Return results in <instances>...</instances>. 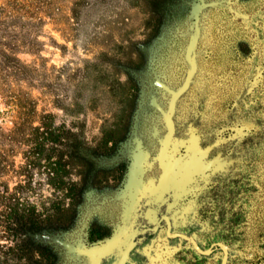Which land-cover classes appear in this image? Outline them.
Wrapping results in <instances>:
<instances>
[{
	"label": "rangeland",
	"instance_id": "obj_1",
	"mask_svg": "<svg viewBox=\"0 0 264 264\" xmlns=\"http://www.w3.org/2000/svg\"><path fill=\"white\" fill-rule=\"evenodd\" d=\"M195 3L201 5L196 22ZM69 5L65 0L63 13L46 19L40 52L18 53L35 67L22 80L23 89L39 111L52 113L55 123L72 131L73 142L76 138L92 163L82 160L72 172L73 179L87 185L73 223L34 236L55 252L53 264H84L64 243L84 244L90 227L114 226L124 165L131 157L128 146L138 137L151 95L168 106L166 122H193L191 117L199 114L203 122L219 125L227 108L229 122L248 125L233 154L239 161L226 183L217 186L212 226L215 237L235 244L240 253L235 262L251 264L264 256V0H90L78 6L75 16ZM189 58L195 68L171 107L173 91L191 69ZM155 93L167 96L163 101ZM11 119L0 115L4 127ZM125 126L123 140L103 154L96 146L99 139L117 136ZM50 191L45 185L43 192Z\"/></svg>",
	"mask_w": 264,
	"mask_h": 264
},
{
	"label": "flooded vegetation",
	"instance_id": "obj_2",
	"mask_svg": "<svg viewBox=\"0 0 264 264\" xmlns=\"http://www.w3.org/2000/svg\"><path fill=\"white\" fill-rule=\"evenodd\" d=\"M155 94L163 101L167 96ZM167 111L168 106L157 104L151 95L138 123V137L128 146L131 157L123 177L126 179L132 152H137L138 179L144 193L138 186H130V194L119 195L120 215L111 220L114 226L110 230L90 227L83 246L95 245L118 230L124 220L123 203L132 202V192H137L140 207L128 212L127 222L128 238L136 231L134 244L123 264H222L223 245L227 247L226 263L240 264L234 261L240 255L235 244L214 236L216 219L211 209L219 199L217 186L226 183L232 164L239 161L238 154H233L239 152L238 139L247 134L248 125L229 122L227 108L224 122L214 126L203 122L199 114L191 117L193 122H166ZM128 238L101 264H120ZM79 254L81 263L87 264V255ZM251 264H264V256Z\"/></svg>",
	"mask_w": 264,
	"mask_h": 264
},
{
	"label": "trees",
	"instance_id": "obj_3",
	"mask_svg": "<svg viewBox=\"0 0 264 264\" xmlns=\"http://www.w3.org/2000/svg\"><path fill=\"white\" fill-rule=\"evenodd\" d=\"M64 1L0 0V99L5 107L0 115L12 118L9 127L0 123V240L4 241L0 261L6 264L53 262L54 252L34 236L73 223L87 185L73 179L72 172L82 160L92 166L76 138L73 142L72 131L55 123L52 113L39 111L36 100L21 86L35 67L18 53L41 51L39 36L46 19L63 13ZM70 2L75 16L78 6L90 0ZM126 128L117 136L103 135L97 148L110 153L125 137ZM45 185L51 189L49 195L43 192Z\"/></svg>",
	"mask_w": 264,
	"mask_h": 264
},
{
	"label": "water",
	"instance_id": "obj_4",
	"mask_svg": "<svg viewBox=\"0 0 264 264\" xmlns=\"http://www.w3.org/2000/svg\"><path fill=\"white\" fill-rule=\"evenodd\" d=\"M201 8V5L198 3H195L193 5V9L192 12L194 14L195 17V22L196 19L198 18V12ZM195 37L191 38L189 41V45H188V49H187V57L189 56L190 51L192 50L194 43H195ZM190 62H191V69H189L188 73H187V77L184 80V82L182 83V85L176 90L173 91V95H172V101H171V107L174 104V100L178 97V95L188 86L190 77L193 73V70L195 68L194 63H193V59L189 58ZM139 156H135L129 167H128V172H127V176L126 179L123 183L122 188L120 189V196H126L127 192L130 194L131 193V189L130 186H138L140 188V191L142 193H144L143 191V184L142 182L138 179V172L139 170H141V166L139 163ZM137 192H132V202L130 200H122L123 203V223L122 226L116 230L110 237H108L105 240H102L98 243H96L95 245L92 246H83L82 243H77V244H69V243H64V246L69 250V251H73V252H77V253H83L85 255H87L89 262L87 264H101L103 258H105L106 256H108L110 253H112L115 249H118L121 244L123 245V238H128V212H136L137 209H139L140 204H139V199L137 198ZM134 231L132 233V236H130V238H128L129 240L126 241L125 243V249L123 252V256L120 259V264H123L125 258L128 255V251L129 249L132 247V245L134 244L133 241V236L135 235ZM224 248V256H223V260H222V264H227L226 263V258H227V247L225 245H223Z\"/></svg>",
	"mask_w": 264,
	"mask_h": 264
}]
</instances>
